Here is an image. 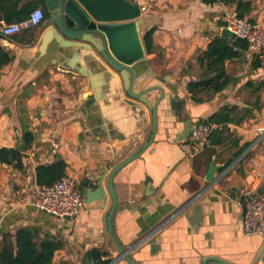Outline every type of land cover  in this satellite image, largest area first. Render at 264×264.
I'll return each instance as SVG.
<instances>
[{"label": "crops", "instance_id": "1", "mask_svg": "<svg viewBox=\"0 0 264 264\" xmlns=\"http://www.w3.org/2000/svg\"><path fill=\"white\" fill-rule=\"evenodd\" d=\"M26 1L22 8L0 0V26L22 22L35 8L46 14L36 27L11 37L0 33V47L11 57L0 70V149L20 146L24 128L33 135L22 153V169L0 163V247L3 235L34 229L38 239L62 244L52 264H95L96 257L84 262L90 251L101 253L107 264H129L107 232L106 182L114 167L148 141L151 111L126 95L120 76L110 69L108 77L103 70L91 77L75 73L73 51L59 53L53 40L44 41L51 27L44 28L50 18L44 3ZM135 3L141 36L154 32L151 53L132 67L133 91L160 87L163 97L159 90L146 93L151 104L160 100L157 131L146 150L113 178L115 241L134 264H202L207 258L264 264V238L243 233L241 207L245 192H264V67L242 51L225 62L219 82L227 83L219 91H187L188 84L218 75L201 68L197 57L222 36L226 21L235 17L234 6L201 0ZM244 20L264 27V0H252ZM90 54L81 51L77 59L91 62ZM199 122L217 125L202 148L190 143L191 128ZM57 157L66 165L65 175L78 179L83 199L72 219L51 217L33 205L35 168ZM211 162L218 169L207 183ZM99 183L105 199L88 200ZM201 191L200 199L189 203Z\"/></svg>", "mask_w": 264, "mask_h": 264}, {"label": "water", "instance_id": "2", "mask_svg": "<svg viewBox=\"0 0 264 264\" xmlns=\"http://www.w3.org/2000/svg\"><path fill=\"white\" fill-rule=\"evenodd\" d=\"M50 18L46 21L44 28L51 26L45 40H53L60 48H69L72 52V70L84 77H91L98 71H104L105 76H110L109 71L117 73L123 81L126 95L144 104L151 111V128L148 141L144 143L136 153L127 157L124 161L114 167L107 179L106 189L111 198V206L105 219L106 228L110 239L117 248L120 259L129 264H134L128 258V250H123L116 243L111 222L117 208V196L113 188V178L124 166L138 158L152 143L157 131V105L163 97L160 87H150L139 93H134V72L132 67L145 60L146 51L141 41L139 31V18L141 9L135 0H41ZM43 28L37 34L41 35ZM221 35L232 38L234 35L223 28ZM92 52L85 60V64L79 62L80 52ZM78 58V59H77ZM65 69L66 67H60ZM96 91L101 92L103 87L97 85ZM159 90L161 98L155 104H151L145 97L146 93ZM185 127V126H184ZM186 133V131H185ZM189 133V130H188ZM218 167L211 162L204 180L209 183L215 178ZM102 180V177H101ZM87 199L104 200L105 193L99 183L97 189ZM68 219V218H65ZM202 264H228L217 258H207Z\"/></svg>", "mask_w": 264, "mask_h": 264}, {"label": "trees", "instance_id": "3", "mask_svg": "<svg viewBox=\"0 0 264 264\" xmlns=\"http://www.w3.org/2000/svg\"><path fill=\"white\" fill-rule=\"evenodd\" d=\"M205 5L222 3L224 5L234 6L235 18L244 20L252 11V0H201ZM14 6L24 8L28 3L26 0H12ZM46 14H44V18ZM10 17H7V20ZM247 22L250 23L248 20ZM154 29L146 31L141 36L147 54L152 51V34ZM246 41L225 36L214 37L203 51L197 57V63L205 68L207 73H216L218 75L210 80H203L198 83H190L187 91L191 95L199 94L205 90L211 89L219 91L227 83V80L219 82L224 72L225 62L239 57L240 52L247 51ZM11 62V57L0 47V70ZM215 116L210 117L209 121L214 120ZM33 141V135L26 128L22 130L21 145L15 149H0V163L12 165L15 169H22V153L30 146ZM66 165L64 161L57 157L49 164L38 165L35 168V180L38 186H49L65 175ZM62 244L50 238L38 239L37 232L34 229H20L14 235L6 234L1 239L0 264H52V258ZM97 259L95 264H107V261H101V253L90 251L85 256L88 259Z\"/></svg>", "mask_w": 264, "mask_h": 264}, {"label": "built area", "instance_id": "4", "mask_svg": "<svg viewBox=\"0 0 264 264\" xmlns=\"http://www.w3.org/2000/svg\"><path fill=\"white\" fill-rule=\"evenodd\" d=\"M44 19L43 9H33L28 17L19 23L2 24L0 33L4 37L18 34L22 29L38 26ZM235 38L246 41L248 51L257 56L264 67V27L251 24L246 20L232 17L224 27ZM217 128L211 122L196 123L190 131V143L193 147L205 146L209 135ZM202 191L197 193L189 203L200 199ZM33 205L41 212L57 219L75 218L83 207V199L78 189V179L75 176L64 175L49 186L36 188ZM242 229L246 236L259 235L264 238V192L247 191L241 200ZM184 208V207H183ZM182 212V208L173 214Z\"/></svg>", "mask_w": 264, "mask_h": 264}, {"label": "rangeland", "instance_id": "5", "mask_svg": "<svg viewBox=\"0 0 264 264\" xmlns=\"http://www.w3.org/2000/svg\"><path fill=\"white\" fill-rule=\"evenodd\" d=\"M1 248V247H0Z\"/></svg>", "mask_w": 264, "mask_h": 264}]
</instances>
